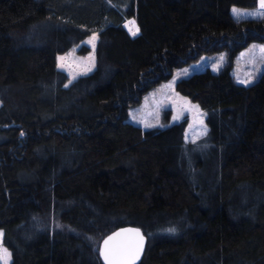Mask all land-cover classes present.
Segmentation results:
<instances>
[{"label": "trees", "instance_id": "1", "mask_svg": "<svg viewBox=\"0 0 264 264\" xmlns=\"http://www.w3.org/2000/svg\"><path fill=\"white\" fill-rule=\"evenodd\" d=\"M257 0H0V230L10 264H105L121 229L139 264H264V72L207 69L176 90L206 115L145 130L129 110L203 55L264 43ZM135 19L132 36L126 27ZM97 34L95 69L71 84L58 56ZM91 49L85 45L79 54Z\"/></svg>", "mask_w": 264, "mask_h": 264}, {"label": "rangeland", "instance_id": "2", "mask_svg": "<svg viewBox=\"0 0 264 264\" xmlns=\"http://www.w3.org/2000/svg\"><path fill=\"white\" fill-rule=\"evenodd\" d=\"M233 8L240 10L239 15L231 11L236 19L264 18V14H261L259 9V0L252 8ZM133 21L134 23H131ZM126 27L132 36L138 35L139 31H137L138 26L135 19H129L126 22ZM133 32L136 34L133 35ZM97 40V34H93L81 44L91 49L85 55L79 54L80 45L58 56V67L65 71L70 78L68 85L79 76L87 75L95 69ZM261 48H264L263 42H253L239 52L234 60L229 59L225 52L207 54L198 61L175 70L172 78L148 91L141 102L129 110L128 120L145 130L164 129L184 121L186 122L185 140L189 143L199 142L208 135L206 115L198 104L182 96L176 90L177 82L207 69L220 72L228 67L239 84L252 85L259 80L264 72V54L259 51ZM240 81H247V83H240ZM0 234H2L0 235V246L6 248L3 244V232L1 230ZM10 261L11 257L9 264ZM0 264L3 262L0 261Z\"/></svg>", "mask_w": 264, "mask_h": 264}, {"label": "snow or ice", "instance_id": "3", "mask_svg": "<svg viewBox=\"0 0 264 264\" xmlns=\"http://www.w3.org/2000/svg\"><path fill=\"white\" fill-rule=\"evenodd\" d=\"M259 9L261 14H264V0H259ZM232 11L236 15L240 14V10L236 8H233ZM131 23H134V21ZM129 30L131 31V29ZM137 31H139L138 28ZM135 34L133 32V35ZM259 51L264 54V48ZM240 83H247V81H240ZM143 241L144 238L139 229H121L119 232L114 233L104 241V248L101 251L105 264H136L143 248ZM10 257L11 253L0 246V261L3 264H9Z\"/></svg>", "mask_w": 264, "mask_h": 264}, {"label": "water", "instance_id": "4", "mask_svg": "<svg viewBox=\"0 0 264 264\" xmlns=\"http://www.w3.org/2000/svg\"><path fill=\"white\" fill-rule=\"evenodd\" d=\"M128 229H130V228H128ZM131 229H135V228H131ZM117 232H119V231H117ZM115 233H116V232H115ZM140 233H141V235L143 236L144 241H143V248H142V251H141L140 254H139V258L137 259L136 264H139V262H140V260H141V257H142V254H143V251H144V248H145V245H146V237L142 234V231H140ZM113 234H114V233H113ZM113 234H112V235H113ZM112 235H110V236H112ZM110 236H108V237H110ZM108 237H107L105 240H107ZM105 240H104V241H105ZM104 241H103V243H102V245H101V251H102L103 248H104Z\"/></svg>", "mask_w": 264, "mask_h": 264}, {"label": "bare ground", "instance_id": "5", "mask_svg": "<svg viewBox=\"0 0 264 264\" xmlns=\"http://www.w3.org/2000/svg\"><path fill=\"white\" fill-rule=\"evenodd\" d=\"M129 27V26H128ZM131 27V26H130ZM130 29V28H129Z\"/></svg>", "mask_w": 264, "mask_h": 264}]
</instances>
